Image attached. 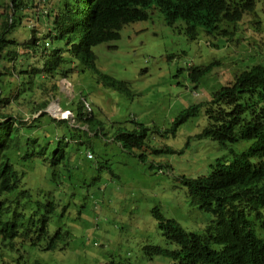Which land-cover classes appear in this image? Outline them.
<instances>
[{
	"label": "rangeland",
	"instance_id": "374dc122",
	"mask_svg": "<svg viewBox=\"0 0 264 264\" xmlns=\"http://www.w3.org/2000/svg\"><path fill=\"white\" fill-rule=\"evenodd\" d=\"M57 1L35 0L39 4L31 12L38 8L51 11ZM255 1L254 11L245 14L236 27L225 25L233 34H208L201 28L196 39L186 32L182 21L169 26L158 8H148L149 17L125 25L118 40L94 47L97 67L127 81L129 92L105 86L98 82L96 73L72 61L67 77L62 73L69 64L43 79L42 93L30 89L4 109L24 121L45 111L57 120L66 119L75 134L77 129L85 130L80 131L84 136L87 125L70 112L75 105L89 104L95 116L104 121L102 132L106 135L95 139V133L90 132L91 145L77 143V137L70 138L64 126L57 129L71 169L58 172L55 168L53 175L40 162L24 166L25 187L35 195H54L58 203L51 231L59 226L70 231L55 250H34L29 263L39 258L42 264H170L169 258L152 255L149 249L174 247L154 208L158 206L166 218L175 219L188 232H201L212 222L211 214L192 203L182 179L208 175L219 163L228 162L232 151H247L255 144L254 140H242L222 147L217 140L202 135L209 124L205 103L212 93L234 81L243 69L264 63V0ZM24 24L25 30L38 28L34 19H25ZM27 58L23 68L40 66L38 55L31 52ZM210 62H215L211 72L193 82L190 66ZM43 101L45 110L30 111ZM192 105L199 106L197 112L174 124ZM40 118L45 123L41 122L34 133L50 138L55 124L49 126L45 117ZM138 124L147 128L142 147L123 146L114 138L115 131L132 130ZM90 153L94 157L90 158Z\"/></svg>",
	"mask_w": 264,
	"mask_h": 264
},
{
	"label": "trees",
	"instance_id": "16d2710c",
	"mask_svg": "<svg viewBox=\"0 0 264 264\" xmlns=\"http://www.w3.org/2000/svg\"><path fill=\"white\" fill-rule=\"evenodd\" d=\"M38 4L35 0H0V264H42L39 258L29 263L34 250H55L70 235L62 226L51 231L58 203L54 195L53 198L49 193L35 195L25 187L24 166L40 162L53 175L55 168L58 172L71 169L64 142L57 133L61 126L70 133V138L76 136L75 141L80 144L86 141L91 145L90 132L95 133V139L106 135L102 132L104 121L95 116L89 104L76 102L73 111L66 109L87 125L85 136L80 134L85 130L77 129L75 134L66 119L57 120L45 111L24 121L4 109L30 89L42 93L43 79L52 77L55 70L72 61L96 73L98 82L105 86L129 92L127 81L97 67L94 47L118 40L125 25L149 17L148 8H158L169 26L182 21L186 32L196 39L201 28L208 34H233L225 25L236 27L245 14L254 11L256 1L58 0L51 11L38 8L31 12ZM25 19H34L38 28L31 26L25 30ZM43 25V30H39ZM21 29L23 33H19ZM25 51L27 56L31 52L38 55L40 66L23 68V59H28ZM214 65L215 62H210L190 66L191 80L199 82ZM70 66L63 69L66 77L71 72ZM13 77L16 81L11 80ZM45 104L43 101L30 111L45 110ZM205 105L209 124L203 136L217 140L222 147L242 140H254L255 144L247 151H232L231 159L219 163L208 175L183 178L192 203L211 214L212 222L201 232H188L175 219L166 218L156 206L154 215L174 247L149 246V249L152 255L169 258L170 264H264V63L243 69L234 81L213 92ZM198 107L192 105L173 123L183 122ZM40 116L46 118L49 126L55 124V134L50 133V138L44 134L43 139L34 133L41 122L45 123ZM146 131V127L138 124L132 130L115 131L113 136L123 146L142 147ZM62 137L67 139L65 135Z\"/></svg>",
	"mask_w": 264,
	"mask_h": 264
}]
</instances>
